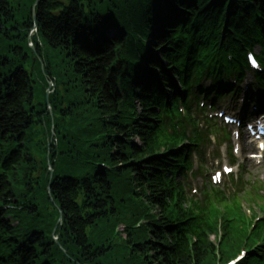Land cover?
Listing matches in <instances>:
<instances>
[{
  "label": "trees",
  "instance_id": "trees-1",
  "mask_svg": "<svg viewBox=\"0 0 264 264\" xmlns=\"http://www.w3.org/2000/svg\"><path fill=\"white\" fill-rule=\"evenodd\" d=\"M226 1L40 0L33 52L35 0H0V264H223L243 248L240 264H264V226L249 235L242 213L227 225L235 213L215 208L200 234L192 206L161 180L183 158L156 134L152 101L173 90L177 26L193 22L196 40L214 29L221 48L264 36V0Z\"/></svg>",
  "mask_w": 264,
  "mask_h": 264
},
{
  "label": "rangeland",
  "instance_id": "rangeland-1",
  "mask_svg": "<svg viewBox=\"0 0 264 264\" xmlns=\"http://www.w3.org/2000/svg\"><path fill=\"white\" fill-rule=\"evenodd\" d=\"M31 35H32V32H30L29 33V35H28V41L31 39ZM29 44V46H31V43H28ZM158 55L160 54V53H157ZM47 90H48V88H46V89H44V93H45V95H46V92H47ZM37 157V156H36ZM38 163H39V161H38ZM42 168V167H41ZM41 170H43V168L42 169H40V168H38V172L36 173V174H38V173H40L41 172ZM261 173V172H260ZM8 221H10V223L12 224V225H15L16 223L13 221H11L10 219H7ZM122 230V227L120 226L119 228H118V231H121ZM52 234H53V232H52ZM211 239H213V237L211 238Z\"/></svg>",
  "mask_w": 264,
  "mask_h": 264
},
{
  "label": "bare ground",
  "instance_id": "bare-ground-1",
  "mask_svg": "<svg viewBox=\"0 0 264 264\" xmlns=\"http://www.w3.org/2000/svg\"><path fill=\"white\" fill-rule=\"evenodd\" d=\"M118 34H119V30H117V31L114 32V33H109V34H108V37H110V39H112L113 37L118 36Z\"/></svg>",
  "mask_w": 264,
  "mask_h": 264
},
{
  "label": "water",
  "instance_id": "water-1",
  "mask_svg": "<svg viewBox=\"0 0 264 264\" xmlns=\"http://www.w3.org/2000/svg\"><path fill=\"white\" fill-rule=\"evenodd\" d=\"M36 2H39V0H36ZM34 18H35V16H34ZM47 94H48V92H47Z\"/></svg>",
  "mask_w": 264,
  "mask_h": 264
}]
</instances>
